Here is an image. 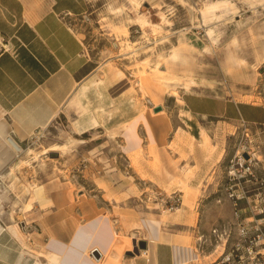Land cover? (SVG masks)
<instances>
[{
    "label": "rangeland",
    "instance_id": "rangeland-1",
    "mask_svg": "<svg viewBox=\"0 0 264 264\" xmlns=\"http://www.w3.org/2000/svg\"><path fill=\"white\" fill-rule=\"evenodd\" d=\"M88 1V10L68 21L91 69L74 90L69 118L19 143L21 154L0 134V230L25 247L31 240H68L95 213L116 231L102 246L100 264H119L137 255L136 219L159 212L174 221L187 208V223L218 264L222 239L211 229L232 228L235 220L225 197L228 173H245L244 188L264 192V125L188 118L180 96L195 91L264 101V0H225L217 16L198 12L216 0H135L139 7L130 0ZM143 113L174 122L169 146L129 153L127 126ZM92 115L102 124L84 134L73 126ZM238 158L249 169L235 164ZM171 193L181 203L163 209L160 197ZM233 234L232 228L230 239ZM189 239L194 247L192 234ZM205 259L210 264V255Z\"/></svg>",
    "mask_w": 264,
    "mask_h": 264
},
{
    "label": "crops",
    "instance_id": "crops-1",
    "mask_svg": "<svg viewBox=\"0 0 264 264\" xmlns=\"http://www.w3.org/2000/svg\"><path fill=\"white\" fill-rule=\"evenodd\" d=\"M88 7V0H0L2 138L11 136L19 144L54 126L60 118H69L74 90L91 69L83 42L68 21L85 13ZM180 102L188 118L264 125V101L184 91ZM92 116L74 119L73 126L84 134L102 124L97 116ZM165 118L166 115L150 117L145 113L131 118L127 126L130 132L125 137L127 151H147L149 146L159 150L169 146L174 122L167 120L166 123ZM211 169L210 175L216 167ZM189 183L193 184V190L198 187L196 181ZM213 188L210 181L209 197L215 194ZM179 191L183 195V191ZM204 191L200 190L197 199ZM183 210L174 221L171 218L163 221L159 212H148L136 219L137 238L146 242L142 250L147 255L140 256L138 252L134 257L116 258L119 264H209L205 259L208 255L211 264V247L200 245L198 229L187 223L191 213L187 208ZM93 214L92 220L73 229L71 239L31 240L26 247L2 228L0 264H100L104 260L100 245L109 246L116 231L98 214ZM190 234L195 238L194 247ZM94 251H98L99 258ZM190 252L196 256L176 262L179 257H189Z\"/></svg>",
    "mask_w": 264,
    "mask_h": 264
},
{
    "label": "built area",
    "instance_id": "built-area-1",
    "mask_svg": "<svg viewBox=\"0 0 264 264\" xmlns=\"http://www.w3.org/2000/svg\"><path fill=\"white\" fill-rule=\"evenodd\" d=\"M247 162L246 159L240 161L238 158L235 164L249 169ZM235 170L238 171V168ZM248 173L252 175L250 170ZM244 174L237 176L234 173V177H230L228 173L224 185L225 197L231 202L235 215V220L231 224L234 231L232 239L230 225L211 229L212 236H219L218 239H222L218 264H264V223L260 220L264 217V192L249 193L243 186V182L248 180L243 179ZM260 184L264 187V182L261 181ZM241 202L245 203L243 207L238 206ZM180 203V195L175 193L161 195L159 201L161 207L166 210H175Z\"/></svg>",
    "mask_w": 264,
    "mask_h": 264
},
{
    "label": "bare ground",
    "instance_id": "bare-ground-1",
    "mask_svg": "<svg viewBox=\"0 0 264 264\" xmlns=\"http://www.w3.org/2000/svg\"><path fill=\"white\" fill-rule=\"evenodd\" d=\"M131 2H134L135 4L138 5V7L140 6L135 0H130ZM227 4L224 1H211L208 3H205L200 9H198V12L201 14V16H210V15H214L217 16L216 14H218L217 12H219L223 7H225ZM225 9V8H223ZM219 16V15H218ZM141 21V20H140ZM141 26H143V22L141 21ZM6 143L17 153V154H21L23 153L24 149L22 148V146L20 144H18L17 142H15V140L11 137V136H6L4 137ZM176 248V246H174ZM191 249L190 246H187V249ZM101 251H104V248L102 247V245H100L99 248ZM139 255H147L146 252L144 250H140L139 251ZM196 255H193L192 252L189 253V257L187 258H178L177 259V263L180 262H184L187 259L190 258H194ZM146 257V256H145Z\"/></svg>",
    "mask_w": 264,
    "mask_h": 264
},
{
    "label": "water",
    "instance_id": "water-1",
    "mask_svg": "<svg viewBox=\"0 0 264 264\" xmlns=\"http://www.w3.org/2000/svg\"><path fill=\"white\" fill-rule=\"evenodd\" d=\"M160 108H161V106H157L154 108V110L158 111V110H160ZM243 156L245 158H248V154L245 152L243 153ZM133 245H134V251L136 253H138L140 249H144L146 247V242L143 240H138V241L134 240ZM94 255L96 256V258L100 257V254L98 253V251H94Z\"/></svg>",
    "mask_w": 264,
    "mask_h": 264
}]
</instances>
